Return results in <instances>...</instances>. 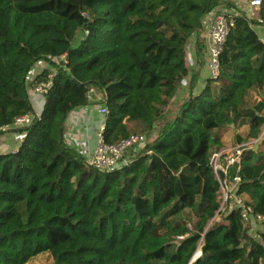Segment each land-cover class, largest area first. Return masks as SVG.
<instances>
[{
  "label": "trees",
  "instance_id": "obj_1",
  "mask_svg": "<svg viewBox=\"0 0 264 264\" xmlns=\"http://www.w3.org/2000/svg\"><path fill=\"white\" fill-rule=\"evenodd\" d=\"M221 1L0 0V138H22L15 153L0 154V264L44 253L52 264H264V232L251 237L240 209L208 228L221 208L211 166L222 148L216 132L247 127L242 144L259 140L264 127V101L247 106L264 89L256 31L264 0L262 23L235 16L219 79L197 92L200 71H190L187 50L194 41L197 65H205L204 20ZM39 63L53 71L33 85L55 78L37 115L28 78ZM186 79L188 93L173 110ZM91 88L106 94V144L133 136L129 123L153 135L111 173L66 143L70 116L92 105ZM28 114L29 127L5 129ZM235 176L253 218L264 217V151L245 150L229 170Z\"/></svg>",
  "mask_w": 264,
  "mask_h": 264
},
{
  "label": "built area",
  "instance_id": "obj_2",
  "mask_svg": "<svg viewBox=\"0 0 264 264\" xmlns=\"http://www.w3.org/2000/svg\"><path fill=\"white\" fill-rule=\"evenodd\" d=\"M237 3H246L251 9L257 11L260 9L263 0H235ZM210 25L207 37V69L209 73V79L216 81L220 77V59L223 53V49L227 38L231 30L235 27V16L222 12L220 9L214 11L209 16ZM248 19H258L255 14H252ZM259 20V19H258ZM259 23H262L259 20ZM264 44V39H261ZM66 60V57L61 59ZM55 78V72H52L46 82L40 83L35 86L33 93L38 96H44L53 88V82ZM88 100L90 103L99 104V112L104 118L108 115V109L106 107V94L98 92L97 89L91 88L88 92ZM95 106V105H94ZM35 120V116L28 114L16 119L13 129H21L29 127ZM9 128V127H7ZM5 128V129H7ZM105 131V121L101 124L98 133L97 145L92 156L88 159L89 165L101 172L111 173L122 165H126L128 160H125L127 153L141 145V138L138 136H131L127 139H123L115 144L108 145L105 142L103 133ZM237 155L232 153H216L212 155L211 166L213 168L214 175L220 182V199L222 201V207L227 204L230 205V210L240 209L243 221L246 224L253 223L255 220L258 222H264V217L258 216L253 218L252 208L245 205V201L241 200V197L237 195L241 178L235 176L233 181L229 180V170L232 166L238 162L243 155L239 150L236 151ZM222 176L224 177L222 179Z\"/></svg>",
  "mask_w": 264,
  "mask_h": 264
},
{
  "label": "crops",
  "instance_id": "obj_3",
  "mask_svg": "<svg viewBox=\"0 0 264 264\" xmlns=\"http://www.w3.org/2000/svg\"><path fill=\"white\" fill-rule=\"evenodd\" d=\"M259 10L257 12H250L247 17H251L252 14H255L256 17H258ZM237 16V15H236ZM209 25H210V18L209 16L205 18L204 20V34L203 37L207 40L208 32H209ZM257 33L260 36V39H264V27H258L256 29ZM194 42V41H193ZM189 54L191 55L192 59V66H190V71H200V78L197 85V89L200 88L203 90L205 86V81L209 79V73L207 69V60L203 67H200L197 65V58H196V49H195V42L192 44L191 47H188L187 53L189 51ZM44 71H53V68L48 65L47 63H39L34 67L31 74L29 75L28 81L34 82L36 78L41 75ZM207 78V79H205ZM38 84H35L34 86H37ZM189 86V84H188ZM183 91V87L180 88V92L177 94L174 101L179 98ZM254 92V91H253ZM252 93V92H251ZM30 100L34 106V110L39 115L42 111L44 100L41 98V96H38L34 93H29ZM97 107L95 106H89V107H82L80 109H77L74 111V113L70 116L67 126H66V143L79 151L87 160L92 156L94 153V150L96 148L95 142H96V134L97 131L100 130L101 122L98 121L95 118ZM13 129V127H9L6 130ZM130 130V128L128 127ZM131 132V130H130ZM236 132V131H235ZM146 137L153 136L149 132L145 133ZM222 134H218V137L221 140L222 148L220 150L214 149L212 152L213 154L216 153H223V152H229L230 149H228L225 146V136H221ZM263 139V138H262ZM260 139L259 144L263 143V140ZM22 138L19 135L15 134H6L5 136L0 138V154H11L15 153L21 144ZM250 145H254L255 142H248ZM243 145V143L241 144ZM253 150V148H250ZM248 149V150H250ZM264 151V150H263ZM261 151V152H263ZM244 201H247V197L242 196Z\"/></svg>",
  "mask_w": 264,
  "mask_h": 264
},
{
  "label": "rangeland",
  "instance_id": "obj_4",
  "mask_svg": "<svg viewBox=\"0 0 264 264\" xmlns=\"http://www.w3.org/2000/svg\"><path fill=\"white\" fill-rule=\"evenodd\" d=\"M219 9L222 12L228 13L232 16L249 15L250 12H252V11L255 13L257 12V11H254L255 9H251L246 3H237V2H234L232 0H222ZM83 33H84L83 31L79 32V34L77 36V42H79L81 40V38L84 35ZM193 43L194 42L191 41L189 44V47H191ZM189 52H190V48H189V51L187 53V62H188V65L190 67V66H192V59H191V55L189 54ZM57 64H60V60H57ZM205 79H207V78H205ZM206 81H205V83H206ZM188 84H189V79H186L183 83V86H182L183 91H182L181 95L179 96V98H177L176 101H173L171 103L173 110H175L174 108L179 104V102L182 99H184V97H186V95L188 93ZM34 88H35V86L33 85V82H29L28 83L29 93H33ZM201 91L202 90L200 88L197 89V92H201ZM262 101H264V89L256 90V91L249 94V96L247 98V106L253 107ZM99 104H97V105L94 104V105H95V107H97L95 118H96V120H98L100 122L102 120V118H101V114H100L99 108H98ZM92 105H93V103H92ZM128 127L131 130V135L140 137L142 141H141L140 146L130 150L127 153V155L125 157L126 161L132 159L138 153V151L142 150L145 147V145L147 143H149L152 139L151 136L146 137L145 127L141 123H129ZM248 132H249V129L247 127H241V128H238L237 130L234 128H230V129L223 131V132H221V131L216 132V136L218 134L219 135L222 134L221 136H225V146L228 149H230L229 152H223V153H225V154L232 153L234 156H236L237 150H239L241 153L244 154L245 150H248L250 148L254 149L257 146L259 147L258 152L263 151L264 150V143L259 144V141H260V139L264 138V127L262 128V134H261L259 140L251 141V142H255V144L253 146L251 144L250 145L248 144V142H250V141L244 142L243 145L238 143V139H244L247 136ZM98 133H99V130L97 131V134H96L95 145H97ZM241 200L244 201V199L242 197H241ZM220 203L222 205L221 199H220ZM230 209L231 208H230L229 204H227L225 207H222V209L220 208L219 213L217 214L215 219L209 223L208 228H210L213 224H217V223L224 221L225 217L227 216V213L230 211ZM183 219L185 220V222H187V224H189V226H192L193 223H195V221H196L194 215L190 211H188L184 214ZM246 227L249 230V235H251V237H253L259 241L258 234L264 232V222H256V223L250 224V225L246 224ZM200 252H201V250L198 252V254ZM52 263H53V259H52L51 255L48 253H44V254H40V255L34 257L27 264H52Z\"/></svg>",
  "mask_w": 264,
  "mask_h": 264
},
{
  "label": "water",
  "instance_id": "obj_5",
  "mask_svg": "<svg viewBox=\"0 0 264 264\" xmlns=\"http://www.w3.org/2000/svg\"><path fill=\"white\" fill-rule=\"evenodd\" d=\"M258 149H259V147L257 146V147H255V148L253 149V151H254V152H258ZM201 256H202V253H201V252H200L199 254L197 253L196 256L194 257L193 262H195V261H196L197 259H199Z\"/></svg>",
  "mask_w": 264,
  "mask_h": 264
}]
</instances>
